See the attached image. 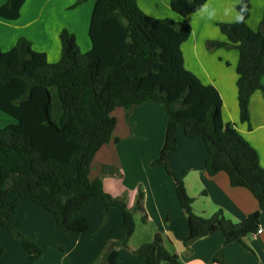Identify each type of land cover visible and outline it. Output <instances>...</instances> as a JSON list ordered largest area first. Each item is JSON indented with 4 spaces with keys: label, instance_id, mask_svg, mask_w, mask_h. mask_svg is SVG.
<instances>
[{
    "label": "trees",
    "instance_id": "trees-1",
    "mask_svg": "<svg viewBox=\"0 0 264 264\" xmlns=\"http://www.w3.org/2000/svg\"><path fill=\"white\" fill-rule=\"evenodd\" d=\"M26 1L7 0L0 15L17 20ZM86 1L77 0L73 7ZM207 1L171 0L173 12L181 17L175 20L148 15L138 0H96L88 31L91 48L83 51L76 35L63 29L61 57L55 63L25 37L9 51H3L0 43V110L16 121L0 127V227L20 239L29 254L27 264H35L43 250L35 236L24 234L12 221L20 201L43 206L63 232L85 233L89 224L81 213L93 198L99 200L104 218L112 208L120 210L126 235L119 242L107 241L91 264H118L116 247H128L135 232V212L141 211L143 221L148 220L145 193L140 189L130 207L125 196H113L103 180L91 179L90 173L97 152L111 141L117 124L112 112L121 107L130 117L148 101L160 104L168 116L165 143L153 165H163L174 178L188 219L185 246L219 231L225 244L238 242L250 250L245 237L257 232L264 212V167L258 151L224 120L218 89L188 70L183 57L182 44L192 33L188 16ZM237 10L240 20L219 23L227 41L209 40L207 46L239 51L240 118L250 123L251 97L258 90L264 94V15L259 29L253 30L247 23L251 1L239 0ZM179 127L188 137L205 142L207 173H227L232 186L251 191L259 202L258 211L239 223L221 210L209 218L194 212L184 180L171 167ZM105 170L121 173L113 167ZM11 193L17 198L11 200ZM4 251L0 244V264ZM135 253L145 264H185L165 246L160 233Z\"/></svg>",
    "mask_w": 264,
    "mask_h": 264
},
{
    "label": "crops",
    "instance_id": "crops-1",
    "mask_svg": "<svg viewBox=\"0 0 264 264\" xmlns=\"http://www.w3.org/2000/svg\"><path fill=\"white\" fill-rule=\"evenodd\" d=\"M7 0H0V7ZM96 0H91L94 7ZM251 10L247 23L258 30L264 15V0H250ZM77 0H27L17 20L0 15V43L3 51L12 49L21 37L33 44L37 51L47 53L48 60L58 62L61 57L60 33L68 29L85 50L91 48L89 24L92 10ZM239 0H208L197 13L188 16L192 26L190 38L182 44L185 66L203 83L214 85L223 99V116L231 122L258 151L264 167V94L256 91L250 100V123L242 122L238 101L239 51L236 48L210 50L209 40L227 41L219 23H233L241 19L237 10ZM141 9L156 18L181 17L173 12L171 0H138ZM91 7V9H93ZM82 35V37H80ZM264 84V77H263ZM112 115L117 119L111 141L97 152L90 173L91 179L101 178L107 192L115 197L125 196L130 207L136 202L140 189L144 190L143 205L147 213V225L162 234L167 248L175 250L185 264H264V212L259 229L249 233L245 242L250 250L238 242L225 244L223 233L215 232L194 241L186 247L188 219L176 194L174 178L163 165H153L159 158L165 143L168 116L158 103L148 101L138 106L130 117L124 108L118 107ZM13 118L8 122L14 123ZM178 147L172 157L171 167L184 182L193 198V210L197 215L209 218L221 210L235 223L260 209L255 196L244 187L231 185L229 176L220 172L210 176L206 170L208 149L201 137H188L182 127L177 132ZM106 167L117 168L120 175L107 173ZM11 200L17 195L11 193ZM141 212V211H140ZM51 213V212H50ZM43 206L30 200H21L13 223L28 235H36L43 256L35 264H91L103 250L107 241L119 242L126 235V226L119 209L112 208L108 221L99 200L93 198L81 213L86 217L89 229L85 233H66L56 224L55 216ZM141 216L143 213H140ZM0 227V244L5 248L1 264H27L28 254L21 243L5 228ZM8 245L15 246V258ZM142 244L133 243L127 248L117 246L118 264H145L135 253ZM216 259V260H215Z\"/></svg>",
    "mask_w": 264,
    "mask_h": 264
},
{
    "label": "rangeland",
    "instance_id": "rangeland-1",
    "mask_svg": "<svg viewBox=\"0 0 264 264\" xmlns=\"http://www.w3.org/2000/svg\"><path fill=\"white\" fill-rule=\"evenodd\" d=\"M96 2V1H95ZM93 3L91 2V0H87L86 2H84V3H82V4H79L80 6V12H81V7H85V9H87V8H89L91 5H92ZM91 7H93V6H91ZM91 7H90V10H92L91 9ZM82 13V12H81ZM80 37H82V35H80ZM80 46H81V48L82 49H84L85 50V41H83V37L82 38H80ZM159 105V104H158ZM162 107V106H161ZM164 109V108H163ZM13 118H12V116H10V115H8V114H6V113H4V112H2L1 110H0V127H3V126H5V125H8V122L9 121H11ZM16 122V121H15ZM193 205V204H192ZM118 209V208H117ZM49 212V211H48ZM50 213V212H49ZM141 212L140 211H137V212H135V214H134V219H135V232H134V234H133V236L131 237L132 238V242L133 243H138V244H144V243H147V242H151V241H153V237H152V239L149 237L150 235H152L154 232H155V229H154V227L152 226V225H147V224H145L144 223V221H143V215L141 216V214H140ZM51 214V213H50ZM108 218H105L104 220H103V224L106 222V221H108L107 220ZM2 229H4V228H2ZM39 230L38 229H36L35 230V233H36V235H28L27 233H24V234H26V235H28V236H35L36 237V240H37V242H38V244H39V239H38V234H37V232H38ZM13 236V235H12ZM15 239H17L20 243H21V241H20V239H18L17 237H15V236H13ZM122 240V239H121ZM120 240V241H121ZM131 240V239H130ZM130 242V241H129ZM21 245H22V243H21ZM3 246V245H2ZM23 246V245H22ZM4 247V246H3ZM15 246H13V245H8V249H9V253H10V251H11V253H12V255L15 257V258H17V256H18V252L16 251V249H12V248H14ZM5 248V247H4ZM23 249H25L24 247H23ZM25 252L28 254V252L25 250ZM28 257H29V254H28Z\"/></svg>",
    "mask_w": 264,
    "mask_h": 264
},
{
    "label": "built area",
    "instance_id": "built-area-1",
    "mask_svg": "<svg viewBox=\"0 0 264 264\" xmlns=\"http://www.w3.org/2000/svg\"><path fill=\"white\" fill-rule=\"evenodd\" d=\"M257 232H258V233H259V232H262V229H258Z\"/></svg>",
    "mask_w": 264,
    "mask_h": 264
}]
</instances>
